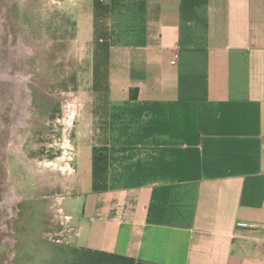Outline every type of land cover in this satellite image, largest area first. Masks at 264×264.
I'll list each match as a JSON object with an SVG mask.
<instances>
[{"label": "crops", "instance_id": "crops-1", "mask_svg": "<svg viewBox=\"0 0 264 264\" xmlns=\"http://www.w3.org/2000/svg\"><path fill=\"white\" fill-rule=\"evenodd\" d=\"M75 5L96 73L67 245L135 264H264V0Z\"/></svg>", "mask_w": 264, "mask_h": 264}, {"label": "rangeland", "instance_id": "rangeland-1", "mask_svg": "<svg viewBox=\"0 0 264 264\" xmlns=\"http://www.w3.org/2000/svg\"><path fill=\"white\" fill-rule=\"evenodd\" d=\"M76 2L0 0V264H50L73 232L75 125L96 73Z\"/></svg>", "mask_w": 264, "mask_h": 264}, {"label": "trees", "instance_id": "trees-1", "mask_svg": "<svg viewBox=\"0 0 264 264\" xmlns=\"http://www.w3.org/2000/svg\"><path fill=\"white\" fill-rule=\"evenodd\" d=\"M74 26H76L74 22ZM137 89L130 91V99L137 98ZM57 254L50 260V264H135L133 258L103 251L75 248L66 244L54 249Z\"/></svg>", "mask_w": 264, "mask_h": 264}]
</instances>
